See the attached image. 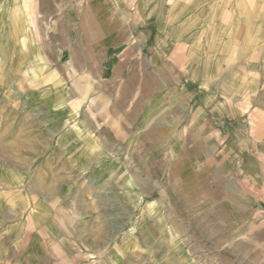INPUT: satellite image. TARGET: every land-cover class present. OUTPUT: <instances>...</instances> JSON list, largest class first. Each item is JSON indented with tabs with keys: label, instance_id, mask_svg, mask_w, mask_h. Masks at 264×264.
Segmentation results:
<instances>
[{
	"label": "rangeland",
	"instance_id": "374dc122",
	"mask_svg": "<svg viewBox=\"0 0 264 264\" xmlns=\"http://www.w3.org/2000/svg\"><path fill=\"white\" fill-rule=\"evenodd\" d=\"M164 1L0 0V160L80 217L68 264H264V0Z\"/></svg>",
	"mask_w": 264,
	"mask_h": 264
},
{
	"label": "crops",
	"instance_id": "0c3cea01",
	"mask_svg": "<svg viewBox=\"0 0 264 264\" xmlns=\"http://www.w3.org/2000/svg\"><path fill=\"white\" fill-rule=\"evenodd\" d=\"M61 1L55 0L54 4L57 7L61 5L58 8L59 11L63 8ZM209 1L213 6L214 3L227 2V0ZM164 2V0H157L159 10L163 8ZM148 3L145 4L144 12L149 11ZM237 3V8L240 4L245 5L244 0H237ZM176 4L178 3L174 5ZM181 6L184 12L183 21L192 23L197 20L199 0H188L182 2ZM214 11L212 8L211 12ZM195 26L197 25L193 24L194 28H196ZM196 35L197 31L193 29V39L196 38ZM6 74L5 69H0V80ZM6 102L10 103L8 107L12 110L6 112V110L0 109L1 157L4 156L7 142L11 143L12 141L9 144L12 148H15V141L21 143L22 132L19 126L21 121L16 114L15 99L12 101L9 98L3 84L0 83V103ZM29 157L33 164L34 158L32 159L31 155ZM49 168L52 171V164L49 165ZM26 182L27 179L21 175L20 169L12 168L2 159L0 160V264H68L71 260L81 261V257H79L81 255L74 254L81 253V245L75 243V239L71 237L70 233L80 217H77L76 213H69L70 211L62 214L54 213L52 211L54 207L47 203L48 198L44 203H39L35 195L32 196L30 192L23 190L25 184H29ZM46 182L51 185V177ZM50 207L53 208L50 210ZM46 208H49L50 213ZM61 221L63 227L60 226ZM66 228L68 232L65 231ZM61 235L63 240L56 237Z\"/></svg>",
	"mask_w": 264,
	"mask_h": 264
},
{
	"label": "bare ground",
	"instance_id": "6f19581e",
	"mask_svg": "<svg viewBox=\"0 0 264 264\" xmlns=\"http://www.w3.org/2000/svg\"><path fill=\"white\" fill-rule=\"evenodd\" d=\"M173 1V0H172ZM201 35V34H200ZM58 82V81H57ZM62 86V85H61ZM68 90V89H67ZM51 98H53V101L56 102L58 105H66L67 104V99H66V90L62 88H60V86H58L57 84L51 89ZM70 113V116H67L69 113H66V121L70 120L73 118V113L77 114V112L75 110H71L68 111Z\"/></svg>",
	"mask_w": 264,
	"mask_h": 264
}]
</instances>
